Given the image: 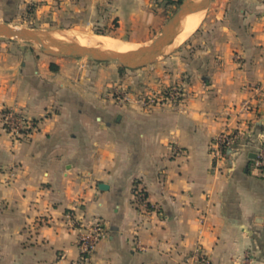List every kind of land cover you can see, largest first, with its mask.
I'll list each match as a JSON object with an SVG mask.
<instances>
[{
    "label": "crops",
    "instance_id": "obj_1",
    "mask_svg": "<svg viewBox=\"0 0 264 264\" xmlns=\"http://www.w3.org/2000/svg\"><path fill=\"white\" fill-rule=\"evenodd\" d=\"M40 1L71 8L59 30L112 15L113 32L135 43L148 28L150 0H0V16L15 23ZM214 2L202 53L171 54L156 69L0 38V111L36 123L20 139L0 124V264H74L80 231L96 221L92 264H195L197 246L210 264H264V172L253 162L264 145V0ZM171 84L175 103L161 93ZM245 100L257 111L236 116ZM226 127L248 137L216 159L211 143Z\"/></svg>",
    "mask_w": 264,
    "mask_h": 264
},
{
    "label": "water",
    "instance_id": "obj_2",
    "mask_svg": "<svg viewBox=\"0 0 264 264\" xmlns=\"http://www.w3.org/2000/svg\"><path fill=\"white\" fill-rule=\"evenodd\" d=\"M212 1L182 0L155 38L149 44L132 51H116L84 45L78 42V38L59 30L17 27L6 22H0V38L35 45L42 53L54 58H86L96 62L116 63L127 69H138L169 56L171 48L179 42L178 37L185 20L191 15L200 14L207 10ZM104 186V184H100L101 189Z\"/></svg>",
    "mask_w": 264,
    "mask_h": 264
},
{
    "label": "rangeland",
    "instance_id": "obj_3",
    "mask_svg": "<svg viewBox=\"0 0 264 264\" xmlns=\"http://www.w3.org/2000/svg\"><path fill=\"white\" fill-rule=\"evenodd\" d=\"M170 1H172V0H150V3L148 4L149 6H147V8L149 9L148 11H150L149 14L147 15V17H148L147 18L148 28H146L145 32L140 33L141 35L137 38V40L139 39L140 41L135 42V43L134 42H132V43L124 42L125 40H129V37L127 36L128 33H125L124 35L126 37L123 38V37H119V35L117 33L113 32L114 30H116V28H118V23L116 22V20L113 19L112 15H109V16L106 15V17H104L105 19H104V22L102 24H98L95 21V19H93V18H92L93 24H91L90 23L91 18L85 17L83 19L84 21L81 23V25H79L78 28L71 30V32H69V30L68 31L59 30L58 29V27H59L58 21L61 18V16H59V11H60L62 16L66 17V15H68L72 10L69 7L67 10H64L62 7H59V9H52V8H46L45 9V6H46V5H44L45 1L28 3L27 5H25V8H24V10L26 12V16L18 19L15 23H8V24H11V25L17 26V27H27V28H34V29H40V30H50V31H58L59 30L60 32L62 31L65 33L69 32L68 35L73 36V37L76 36V38H78L79 40H82L83 35H84L83 37H86V38L87 37L92 38V36H94V37L95 36H107L110 38V40L112 42L114 41L112 44L113 45L112 48L115 50L117 48H125V47H128L129 49H136L140 46L149 44L155 38V36L160 32L163 25L168 21V19L176 11V9L178 8V5H179V4H177V0H173V2H170ZM214 3L215 2L213 0L210 4L209 8L207 10H205L204 12L199 14V16H201L200 17V23L195 30L198 32L196 34H193V33H195V31H194L193 33H191L189 36H186L181 41L179 40V42H177L176 45H181V46H179V49H177L176 45H175V47L171 48L170 55L171 54H184V55L191 54L193 51L195 52V50L197 48L199 50L198 52L202 53V51H201L202 46L203 45L208 46V44H209L208 41L210 40L209 36L211 34H210L209 30H205V28H203V27H205L204 25L206 23L209 24L213 19L212 16L210 17L208 15H209L211 7L216 5ZM59 4L60 3L56 0L54 7H58ZM156 4H158L159 6H156ZM42 9H44V10H42ZM3 20L4 19L0 16V22H5ZM124 29H126V28H124ZM70 33H72V34H70ZM76 33H77V35H76ZM82 33H85V34H82ZM80 34H82V35H80ZM78 35H79V37H78ZM192 35H194V36H192ZM194 38H196L197 41L190 43L189 41H192V39H194ZM16 41H18V40H16ZM23 43H26V42H23ZM29 45H31V44H29ZM33 46L36 47V49H38L39 51H41L37 46H35V45H33ZM111 46H109L107 48L113 50L111 48ZM198 52H196V53H198ZM163 59L164 58H160L157 62H161ZM88 60L93 61L91 59H88ZM157 62H155L154 64H151L152 66L148 65L146 67H154V68H150V69H156L155 65ZM116 65H118V64H116ZM119 67H122V66H119ZM174 68L177 69L178 66L175 65L173 68L170 65L165 66V69L169 72ZM126 69L127 68H125V70ZM139 69H143V68L128 69V70L136 71ZM173 87H176V86L171 84L170 86L166 87L161 93L165 96V93L168 92ZM120 94H121V92L119 93V95ZM148 95H152V94H148ZM144 96H146V98H147V95H144ZM145 102H146V99H145Z\"/></svg>",
    "mask_w": 264,
    "mask_h": 264
},
{
    "label": "built area",
    "instance_id": "obj_4",
    "mask_svg": "<svg viewBox=\"0 0 264 264\" xmlns=\"http://www.w3.org/2000/svg\"><path fill=\"white\" fill-rule=\"evenodd\" d=\"M165 98L170 102H178L181 98V92L177 87L171 88L165 93ZM120 100H126V95L122 94ZM162 97L149 95L146 102L155 104L160 102ZM257 111V106L250 100H245L240 108L235 112L236 116L249 114ZM0 124L4 131L15 139L31 136L36 128L35 120L28 117L23 111L15 108H3L0 111ZM248 137L247 133L241 128L230 129L226 127L218 133L211 143V153L216 159H222L228 151L234 150L242 139ZM255 157L253 158L254 169L259 172H264V145L259 144L256 148ZM138 197L141 198L145 205V196L141 191H137ZM104 233V227L100 221H96L89 227H86L78 236V246L80 256L74 264H92V255L96 250ZM190 259L195 264H210V258L201 246L195 247Z\"/></svg>",
    "mask_w": 264,
    "mask_h": 264
},
{
    "label": "bare ground",
    "instance_id": "obj_5",
    "mask_svg": "<svg viewBox=\"0 0 264 264\" xmlns=\"http://www.w3.org/2000/svg\"><path fill=\"white\" fill-rule=\"evenodd\" d=\"M200 17L201 16H199V14H194V15H191L190 17H188L187 22L185 21L183 23V25H182L181 32H180V35L178 37V40H182L185 36H187V34L192 30V27L197 23L196 21H199ZM69 32H71V31H69ZM69 32H68V34H69ZM70 34H72V33H70ZM82 34H85V33H82ZM82 34H80V35H82ZM76 35H77V33H76ZM83 36H82V40L78 39V42L81 43V44H84V45H91L93 47L107 48V47L111 46L113 44V42H114V41L112 42L110 40V38L107 37V36H95L94 37V36L91 35L92 38L91 37H89V38L87 37L86 38V37H83ZM78 37H79V35H78ZM112 47H113V45L111 46V48ZM113 50H115V49H113ZM132 50H134V49H129L128 47L117 48L116 49V51H132Z\"/></svg>",
    "mask_w": 264,
    "mask_h": 264
},
{
    "label": "trees",
    "instance_id": "obj_6",
    "mask_svg": "<svg viewBox=\"0 0 264 264\" xmlns=\"http://www.w3.org/2000/svg\"><path fill=\"white\" fill-rule=\"evenodd\" d=\"M181 1H182V0H177V4H180V3H181ZM170 2H173V0H172V1H170ZM52 68H53V69H55V66H54V65H52ZM120 70H125V68H124V67H120Z\"/></svg>",
    "mask_w": 264,
    "mask_h": 264
}]
</instances>
